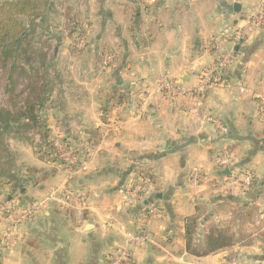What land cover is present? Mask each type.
Instances as JSON below:
<instances>
[{
  "label": "crops",
  "instance_id": "crops-1",
  "mask_svg": "<svg viewBox=\"0 0 264 264\" xmlns=\"http://www.w3.org/2000/svg\"><path fill=\"white\" fill-rule=\"evenodd\" d=\"M66 1L83 41L74 47L65 30L52 36L60 73L49 97L56 119L48 126L55 137L78 138L73 142L84 151L79 160L88 167L51 168L31 147L17 145L26 164L50 175L24 188L20 200L1 188L0 217L10 204L42 201L51 192L55 199L15 228L13 243L3 240L0 218V264H109L124 234L147 217L144 205L126 194L137 181V164L154 176L145 201H155L162 214L149 221L153 242L134 248V264H264V116L258 112L264 27H247L244 42L235 43L232 35L221 41L258 0ZM63 11L55 12L66 22ZM227 52L235 60L222 71V85L204 92L201 110L193 99H169L159 91L164 77L194 86L202 70ZM107 54L115 60L104 68ZM206 113L227 133L204 119ZM225 150L254 169L256 183L248 191L231 190L228 170L214 162ZM194 170L199 186L190 181ZM218 232L229 234L232 244L201 254L208 235Z\"/></svg>",
  "mask_w": 264,
  "mask_h": 264
},
{
  "label": "built area",
  "instance_id": "built-area-1",
  "mask_svg": "<svg viewBox=\"0 0 264 264\" xmlns=\"http://www.w3.org/2000/svg\"><path fill=\"white\" fill-rule=\"evenodd\" d=\"M242 21L243 24L240 25L233 33H230L227 30L224 31L221 34V41H227L232 35V40L235 43L244 42L247 27H264V0H258L255 9L251 11V13H249ZM82 41L83 40L80 41L79 39V45H81ZM114 60V54H107L103 60L104 68H109ZM234 60L235 55L233 52L223 53L215 62L202 70L194 86H188L181 82L175 83L171 78H164L159 82V91L169 99H193L197 105L196 109L199 108V110H201L204 92L222 85V71L226 67L232 65ZM259 99L258 112L264 116V96H260ZM203 117L212 124H215V127L221 134L227 133V128L217 121V119H213V117L208 113L203 114ZM56 147H58V160L62 162L68 170L74 168L77 170V172L87 170V161H84L80 164L81 160H79L78 155H74L73 147H68L64 143L59 142H56ZM214 162L221 169L228 170L229 173L227 174L226 179L231 190L239 188L243 191H248L255 185L256 174L254 169L250 166L243 167L238 165L229 151L225 150L223 152L217 153L214 158ZM190 181L194 186L200 185V173L198 170H194L190 174ZM150 184V175L142 176L135 183L131 182L126 188V194L128 198L132 200L133 203H141L145 206L144 201L146 199L145 195L148 191L147 186ZM72 197L77 200L83 198L81 194H72ZM54 199V192H51V194L47 196L45 200L35 201L24 209L18 207L14 214L15 224L4 226L2 236L3 240L8 244L13 243L15 236V233L13 232L15 231V228L26 220L33 219L48 203ZM145 209L147 217L142 227L136 231H127L124 234V241L112 253L109 259V264H134L132 249L140 245L153 242V237L147 227L149 221L161 216L162 208L155 201H152L145 206Z\"/></svg>",
  "mask_w": 264,
  "mask_h": 264
},
{
  "label": "rangeland",
  "instance_id": "rangeland-1",
  "mask_svg": "<svg viewBox=\"0 0 264 264\" xmlns=\"http://www.w3.org/2000/svg\"><path fill=\"white\" fill-rule=\"evenodd\" d=\"M3 1H15V3L21 4L24 3L25 0H3ZM66 0H51L50 5H44L40 11L42 13V17H32L28 14L24 15H17L14 13V17H16L19 21L22 22V24L28 28V35L25 38V41L22 44V52H20V56L17 58L16 63L18 65L24 67L26 70H30V66H32L34 69L39 71V74L42 75L44 78L47 76L45 72L48 73V78L51 80V87H55L56 81L59 80V76L57 74L60 73L59 70V60L55 59V41L51 40L52 36H54V33H60L63 35V30L67 32L68 36L70 38H73V46H78L79 48V34L80 32V23L77 19V16L75 14H71V10L69 7L70 5H66ZM67 7V10L64 9ZM57 12L63 11L65 16V21H63V15ZM54 12L52 15H50L51 12ZM62 13V12H61ZM33 21V23H29V21ZM30 26V27H29ZM62 31V32H61ZM56 35V34H55ZM63 37V36H61ZM54 38V37H53ZM56 39L58 40V37L56 36ZM8 64V63H7ZM42 78V77H41ZM166 78V77H164ZM26 78L24 76H21L19 80V84L16 87V90L13 94L6 93V86L9 84L8 81V69L6 63L4 64L0 60V106H5L8 104V102L11 101V99H15L14 102L20 100L22 97L26 95V92H23V94L20 95V97H16L17 92L19 93L24 88L25 80ZM174 82L177 83V81ZM50 99V98H49ZM46 100L43 109L40 111L42 118L44 120V124L47 129V138L46 139H39V133L43 135V130H34L37 132H29L25 134L24 139H21L19 137L15 136H8L6 137L7 143H8V149L9 153L12 156V164L11 167L14 170V173L18 175L19 178H21L20 185L13 186L12 182H10L8 179L3 178L0 176V189L6 188L5 193H11V196H14L16 200H20L23 197V194L25 192L24 188L30 186V184L33 186V184H38L39 182H43L46 177L44 173L50 172L48 170H41L37 167L30 166L26 163H29V160L25 159L24 157H19L16 149L17 145L19 146L20 143H24L25 146L33 149V152L37 155V157L46 163L52 164L51 168H54V165L60 164L59 162H55L53 158L55 157V153L50 154L48 147L45 145L46 142H54L56 146V141L59 143H63L62 140L67 141L69 146L74 147V149H78L77 146H75V143L73 141H76L78 138H73L70 136H60L55 137L54 134L51 133V129L48 126L49 124H53V121H55V117L51 113V101ZM54 106V104L52 105ZM260 114V113H259ZM261 115V114H260ZM33 134V135H32ZM32 135V136H30ZM69 138V139H68ZM31 140H33V144H31ZM56 148V147H55ZM58 148V147H57ZM58 150V149H57ZM80 149H78L79 151ZM80 152L83 154V150L81 148ZM47 157V159L43 157ZM27 157V156H26ZM29 159V158H28ZM51 159V160H48ZM84 162L81 161L80 164ZM64 169H67V167L62 163L60 164ZM33 169H36L35 171ZM78 169V168H77ZM68 170V169H67ZM73 171H77L75 168L70 169ZM52 171V170H51ZM82 172V171H81ZM135 178L138 180L142 176L150 175L151 176V183H153L152 173L149 170L148 167L145 165L137 164L135 166V170L133 171ZM9 181V182H8ZM11 183V184H10ZM7 185V186H4ZM4 186V187H3ZM39 201V200H37ZM4 207L8 204V201L6 197L2 200ZM35 201H24L18 205L10 204V206L6 209H4L3 214L1 215V220L4 222V225H11L15 224V210L19 207L21 209H24L29 204H32ZM155 219V218H154ZM32 219L26 220L23 223L30 222ZM22 224V223H21ZM20 225V224H19ZM144 245V244H143ZM117 248V247H116ZM116 248L114 250H116ZM113 250V252H114ZM134 248L132 249L133 254V263H134ZM112 252V253H113ZM112 255V254H111ZM110 255V256H111Z\"/></svg>",
  "mask_w": 264,
  "mask_h": 264
},
{
  "label": "trees",
  "instance_id": "trees-1",
  "mask_svg": "<svg viewBox=\"0 0 264 264\" xmlns=\"http://www.w3.org/2000/svg\"><path fill=\"white\" fill-rule=\"evenodd\" d=\"M50 2L51 0H25L24 3L18 4L15 1L0 0V60L4 64L6 63L8 69L9 84L5 88L6 93L13 94L21 76L26 78L24 89L19 93L17 92L16 97H20L23 92H26V95L16 102H14L15 99H11L5 106H0V176L8 179L16 187L20 185L21 178L14 173L11 167L13 158L9 153L6 137L15 136L24 139L25 134L28 132L30 134L31 132H37L34 130H43V135L39 133V139L47 138V129L40 111L43 109L46 100L49 99L53 88L50 85L51 80L48 78L47 72H45L47 76L44 78L32 66H30V70H26L16 63L20 52H22V44L28 35V28L14 17V13L42 17L40 9L46 4L50 5ZM29 23L32 24L33 21L31 20ZM62 142L68 147H72L69 146L67 141L62 140ZM94 142L96 143V138ZM31 144H33V140H31ZM45 145L48 147L50 154L55 153L53 160L60 163L58 150L54 142H46ZM73 153L77 156L79 152L73 147ZM47 157L44 156L43 158L47 159ZM44 174L47 178L50 172ZM152 178L154 183V176ZM231 244L232 238L229 234L225 232L210 233L201 254H210Z\"/></svg>",
  "mask_w": 264,
  "mask_h": 264
},
{
  "label": "water",
  "instance_id": "water-1",
  "mask_svg": "<svg viewBox=\"0 0 264 264\" xmlns=\"http://www.w3.org/2000/svg\"><path fill=\"white\" fill-rule=\"evenodd\" d=\"M239 4L238 3H235L234 4V9L236 10V11H239ZM144 204H148V201H144Z\"/></svg>",
  "mask_w": 264,
  "mask_h": 264
}]
</instances>
